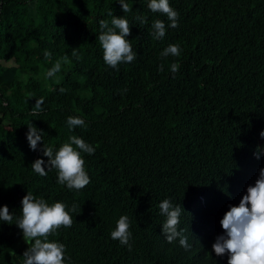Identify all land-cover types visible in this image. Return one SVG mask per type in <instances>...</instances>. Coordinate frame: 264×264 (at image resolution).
<instances>
[{
  "label": "trees",
  "instance_id": "16d2710c",
  "mask_svg": "<svg viewBox=\"0 0 264 264\" xmlns=\"http://www.w3.org/2000/svg\"><path fill=\"white\" fill-rule=\"evenodd\" d=\"M125 2L132 11L119 0H0V208L13 215L0 221V264H24L34 243L15 225L27 193L64 203L72 216L47 238L65 246V264H227L212 251L220 221L264 168V0H169L176 28L150 0ZM109 12L128 20L137 54L118 69L98 39L99 21L112 27ZM156 20L166 25L159 40ZM171 44L180 55L161 57ZM69 117L86 127L70 131ZM30 123L44 133L36 151ZM73 135L95 148L81 153L90 178L81 190L59 184L55 168L40 176L31 167L47 164L44 145L55 155ZM165 199L183 209L188 250L162 233ZM121 216L131 222V250L111 238Z\"/></svg>",
  "mask_w": 264,
  "mask_h": 264
},
{
  "label": "clouds",
  "instance_id": "9594fccd",
  "mask_svg": "<svg viewBox=\"0 0 264 264\" xmlns=\"http://www.w3.org/2000/svg\"><path fill=\"white\" fill-rule=\"evenodd\" d=\"M122 12H130L132 9L125 0H119ZM148 8L153 13L165 14L170 21L168 27H178V12L169 5V0H150ZM111 25L108 21L101 20V29H106L98 39L103 48V59L105 63L113 69H118L120 63H132L136 60L137 54L133 51L131 42L126 39L130 33L128 20L113 16ZM141 23L145 20L138 17ZM153 38L162 39L166 34V25L161 20H156L152 24ZM117 30H119L117 32ZM181 48L178 44H171L161 53V57L179 56ZM45 58L51 56L50 52L44 53ZM65 60L67 57L64 58ZM179 69L178 64L171 65V72L175 74ZM60 70V63L50 69L46 76L52 77ZM163 71V65L159 67ZM63 91V89H61ZM44 99L36 100L34 114L43 111ZM69 130L76 127H86L85 121L78 117H69L67 120ZM43 132L37 130L31 123L28 126L26 139L31 150L36 151L38 143L42 142ZM264 138V131L260 133ZM75 145V148L73 147ZM79 151H78V150ZM259 151V150H258ZM43 155L48 158L47 164L42 159H37L32 165L33 171L46 176L47 170L55 168L58 173L57 182L66 185L69 190H81L90 183V178L85 171V160L81 153L93 155L95 148L86 143L82 138L75 135L69 137V142L64 143L54 155V149L45 146L42 149ZM259 159V154H256ZM22 218L16 221V226L22 230L23 237L34 243L23 253L24 264H65V246L62 243L49 242L48 236L55 234L61 228H70L73 218L66 211V205L56 202L49 206L42 198H36L32 193H27L22 201ZM160 212L166 217L162 225V233L168 243L179 239L181 247L188 250V238L183 235V230L179 229L180 216L183 211L180 205H173L169 199L163 200L159 204ZM77 205L73 204L71 211H76ZM0 221L12 224L13 215L9 213L7 206L0 208ZM130 220L128 216H121L117 221L116 229L111 233L113 240L119 241L121 245L127 246L131 250ZM223 235L216 237L212 245V251L217 257L228 256L227 264H264V168L260 169L259 177L254 186H249L246 194L240 200L238 206H229V210L220 221ZM39 237V238H38ZM43 238V239H41Z\"/></svg>",
  "mask_w": 264,
  "mask_h": 264
},
{
  "label": "rangeland",
  "instance_id": "374dc122",
  "mask_svg": "<svg viewBox=\"0 0 264 264\" xmlns=\"http://www.w3.org/2000/svg\"><path fill=\"white\" fill-rule=\"evenodd\" d=\"M27 9H28V12L29 13H33V5L32 4H28V6H27Z\"/></svg>",
  "mask_w": 264,
  "mask_h": 264
}]
</instances>
